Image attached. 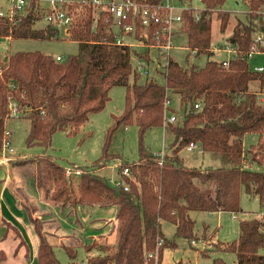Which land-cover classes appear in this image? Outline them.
<instances>
[{
  "label": "trees",
  "instance_id": "16d2710c",
  "mask_svg": "<svg viewBox=\"0 0 264 264\" xmlns=\"http://www.w3.org/2000/svg\"><path fill=\"white\" fill-rule=\"evenodd\" d=\"M138 1L159 5L166 0ZM175 1L187 8L182 11V22L173 31V39L178 30L186 35L190 51L187 58L191 53L214 55L213 14L216 11L224 31L231 18V12L223 9L226 0H201L204 8L200 11L193 0ZM244 2L245 18H237L227 38L234 50L227 65L216 58L208 59L203 66L194 62L182 65L171 53L160 51L158 43H164V39H155V33L162 30L161 24L145 26L138 20L135 31L123 32L114 26L107 9L94 0L59 1L56 10L71 16L69 24L45 20V26L37 27L39 20L56 12L39 0H28L23 9L9 8L11 12L0 14V37L58 39L63 32L78 42L76 53L60 59L41 50H21L0 61V150L5 121L13 116L12 103L19 111L18 117L31 121L27 146L39 145L47 150L56 132L79 134L91 115L106 106L110 90L117 85L126 87L125 109L114 116L101 158L90 165H79L80 172L67 175L66 166L46 151L31 156L29 161L37 165L40 185L48 189L47 182H55L53 199L62 201L61 214L68 211L65 219L70 222L66 224L72 229L65 234L70 242L60 245L70 256L67 263H62L55 245L42 231L40 221L48 220V214L44 220H37L36 264H162L164 248L175 247L178 238L199 247L193 243L203 236L195 233L192 211L236 214L242 211L243 191L258 197L263 213L241 218L238 238L218 241L208 252H200L208 255L212 250L233 251L237 264H264V169L249 166L252 162L264 166V98L259 96L264 90V69L252 68L249 62L253 46L257 52L264 51V0ZM119 35L125 40L129 36L130 40L121 43ZM258 36L261 41H257ZM154 49L157 58L151 52ZM134 57L147 61V66L154 62L164 82L151 74L142 82ZM256 85L258 88H254ZM175 97L179 109L172 105ZM169 112L176 115L175 121L166 120ZM134 122L139 129L140 158L130 163L109 149L117 128ZM153 126H164L169 138L168 146L158 153L144 141ZM248 132L258 133L260 140L246 149L244 137ZM191 143L192 148L199 145L203 152L213 153L222 165L189 166L181 152ZM112 159H119L121 172L115 184L97 172ZM126 168L128 173L124 172ZM80 210L92 222L107 220L109 225L115 220L111 228L114 239L99 240L104 235V224L91 227L88 236L80 221ZM94 212L98 216L93 217ZM1 221L13 229L19 245L29 251L21 230L5 218ZM163 221L175 225L173 238L166 236ZM83 248L87 256L79 260ZM156 250L159 259L150 256ZM6 259L7 253L0 247V264ZM214 264L227 263L215 258Z\"/></svg>",
  "mask_w": 264,
  "mask_h": 264
},
{
  "label": "rangeland",
  "instance_id": "374dc122",
  "mask_svg": "<svg viewBox=\"0 0 264 264\" xmlns=\"http://www.w3.org/2000/svg\"><path fill=\"white\" fill-rule=\"evenodd\" d=\"M101 1L106 2L107 0ZM39 2L43 6L51 5V0H39ZM193 5L198 11L204 8L201 0H193ZM10 6H12L11 0H0V11L8 12ZM223 9L231 12V18L227 28L222 31L216 11L213 14L212 37L216 47L214 55L201 54L200 56H193V53H191L190 57L187 58L190 51L186 46V35L178 30L174 38V45L170 49L171 56L182 65L194 62L199 66H203L208 59L226 57L227 52L223 50V47L229 45L227 38L232 32L237 18H245L247 5L244 0H226ZM46 23L45 19H42L36 23V26L42 27ZM129 38L127 36L126 40H130ZM219 44H223V47H219ZM21 50H41L53 56L60 55L64 57L78 51V42L70 39L63 32L58 39L0 37V61L4 60L9 54ZM151 52L155 58L159 55L155 49ZM249 62L252 68H256V66H263L264 68V51L255 52ZM133 64L142 72L141 81L143 82L147 75L143 72L141 65L147 66V61L134 57ZM149 68L150 76L153 75L160 82H164V78L155 71L154 62L150 63ZM254 88H258V86L256 85ZM125 94V86H114L110 90L111 97L106 106L101 111L91 115L79 134L72 136L67 134L66 131H58L54 134L52 145L47 150L39 145L27 146L26 137L31 127V121L28 117L11 116L5 121L6 130L11 131L7 138L14 148V152H9L8 148L4 146L3 135V145L0 150V218H5L15 224L17 222L25 230H33L35 229L34 225L37 224L36 221L44 220L45 214H48V220L40 221V224L43 226L42 231L49 241L55 245L56 254L62 263H67L70 260V256L64 247L60 246L70 242L68 237L65 236L66 233L72 232L70 226L66 224L70 220L66 222L65 219L68 211L66 214H61L62 201L53 199L56 188L55 182H47L48 189L46 186L42 187L38 182L37 165L29 160L31 156L42 155L46 151V154H50L60 164L66 166L67 175H69L80 172L79 165H90L101 158L109 128L114 124V116L121 114L125 109ZM259 96L262 99L264 98V90L260 92ZM172 105L179 109L177 97L174 98ZM170 113L168 114L170 115ZM139 140V129L136 122L127 127L119 126L114 132L109 152L120 154L123 160L130 163L138 161L140 158ZM259 140L260 135L258 133L248 132L244 137V147L247 149ZM144 141L152 152L158 153L164 150L165 146H168L169 138L164 126H153L146 132ZM19 153L22 154L21 157L18 156ZM181 153L185 162L191 167L222 165V161L217 156L211 152H203L199 145L194 149L184 148ZM11 158L13 159L11 160ZM22 158H24V161H22ZM249 166L253 169H264V166L256 162H252ZM97 172L104 175L110 183H117L121 177L119 159L110 160L106 166L97 169ZM17 199L21 204L20 202L17 203ZM241 206L242 211L236 214L229 211H192L191 217L196 221L195 233L203 236V239L200 237L193 243L199 247H194L186 239L178 238L175 247L164 248L162 264H183L181 262H184V264H214L215 258H221L227 264H237L236 253L233 251L212 250L208 255H203L200 251L206 250L208 252L218 241H232L238 238L240 219L259 216L260 213H263V207L258 197L249 196L244 191L241 195ZM96 216H98V213L94 212L93 217ZM53 220L56 222L55 226H53ZM80 221L84 224L83 229L86 230L88 236H90L91 227L104 224L106 226L101 229L104 235L100 236L99 240L103 242L114 239V231L111 228L115 226V220L111 221L112 223L109 225L107 220L95 221L94 219V222H92L91 218L81 211ZM162 223L166 236L173 238L175 225L168 221ZM0 237L2 239L0 247L8 253L7 259L2 261L1 264H36L33 253L27 254L26 248L19 245V240L13 229L5 223L3 224L1 219ZM261 251L264 253V248ZM93 252L96 253L97 251L94 250ZM86 253L84 248L79 250L78 259L85 260ZM155 255L156 259H159L160 253L158 254L157 250Z\"/></svg>",
  "mask_w": 264,
  "mask_h": 264
},
{
  "label": "built area",
  "instance_id": "2783aa9c",
  "mask_svg": "<svg viewBox=\"0 0 264 264\" xmlns=\"http://www.w3.org/2000/svg\"><path fill=\"white\" fill-rule=\"evenodd\" d=\"M62 0H51V9L55 13H50L45 17V20L52 21L58 20L62 24H69L71 21V16L65 11H58L57 3ZM28 0H11V11L14 9H23L27 4ZM94 3L102 6L107 9L110 15L113 16L114 26L121 28L123 32H133L136 30L138 20L145 26H149L152 23H159L162 26V30H157L155 33V39L161 40L163 37L164 43L160 44V51L165 54L170 53V49L174 45L173 31L181 24L182 22V11L187 8L186 4L175 1V0H166L164 3L159 5H148L140 3L138 0H107L103 2L101 0H94ZM9 10V11H10ZM10 11V12H11ZM5 12L0 11V14ZM121 43H126L127 40L124 39L122 35L118 36L117 39ZM261 36L257 37V41H261ZM224 51L232 54L234 52L233 47L230 45L223 48ZM257 52L256 46L252 47L250 56ZM231 56V55H229ZM58 59L61 56H57ZM230 58L218 59L219 62H222L223 65H227ZM143 72L147 75L150 74L149 66H143ZM257 70H263V66H256ZM169 102V101H168ZM198 106V105H196ZM12 115L18 117L19 111L14 103L11 104ZM176 115L171 113L167 116V121H175ZM11 131L5 130L4 134V146L8 148L9 152H14V148L10 145V141L7 138L10 135ZM193 143L190 144L188 148H192ZM125 173H128V168L125 169ZM128 189V187H125ZM162 243V240L158 242V246ZM155 254L151 253L150 256ZM156 257V255H155Z\"/></svg>",
  "mask_w": 264,
  "mask_h": 264
},
{
  "label": "crops",
  "instance_id": "0c3cea01",
  "mask_svg": "<svg viewBox=\"0 0 264 264\" xmlns=\"http://www.w3.org/2000/svg\"><path fill=\"white\" fill-rule=\"evenodd\" d=\"M11 7V6H10ZM229 55H231L230 53H228L227 52V55H226V57H223V58H221V59H226V58H228L229 57ZM192 149H194V148H192ZM13 158H11V160H12ZM18 202H20L18 199H17V203ZM20 204H21V202H20ZM19 205V204H18ZM0 219H2V218H0ZM55 220H53L52 221V223H54L53 224V226H55V223L56 222H54ZM11 222V221H10ZM13 224H15V223H13ZM20 230H21V232H22V234H23V236H24V238H25V240H26V242H27V244H28V246H29V251H28V249L26 248V251L28 252H26L28 255H29V253L31 252V254L33 253V257L36 259L37 258V252H38V245H39V237H38V234H37V231H36V228L35 229H33V230H25L24 229V227L23 226H20V224L19 223H17L16 222V224H15ZM34 227H35V225H34ZM58 228V227H57ZM58 230V229H57ZM5 235V234H4ZM66 236V235H65ZM67 237V236H66ZM2 238H3V236H2ZM2 241V239H1V237H0V243H2L1 242ZM4 249V248H3ZM5 250V249H4ZM5 252L7 253V251L5 250ZM8 254V253H7ZM28 258V257H27Z\"/></svg>",
  "mask_w": 264,
  "mask_h": 264
},
{
  "label": "water",
  "instance_id": "95a60500",
  "mask_svg": "<svg viewBox=\"0 0 264 264\" xmlns=\"http://www.w3.org/2000/svg\"><path fill=\"white\" fill-rule=\"evenodd\" d=\"M6 59V58H5Z\"/></svg>",
  "mask_w": 264,
  "mask_h": 264
}]
</instances>
